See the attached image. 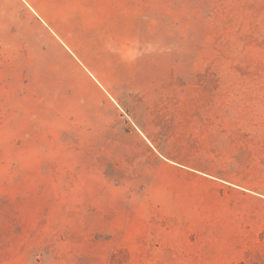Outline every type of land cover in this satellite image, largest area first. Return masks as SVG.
Here are the masks:
<instances>
[{
  "label": "rangeland",
  "instance_id": "1",
  "mask_svg": "<svg viewBox=\"0 0 264 264\" xmlns=\"http://www.w3.org/2000/svg\"><path fill=\"white\" fill-rule=\"evenodd\" d=\"M212 2L0 0V261L264 264V72Z\"/></svg>",
  "mask_w": 264,
  "mask_h": 264
},
{
  "label": "trees",
  "instance_id": "2",
  "mask_svg": "<svg viewBox=\"0 0 264 264\" xmlns=\"http://www.w3.org/2000/svg\"><path fill=\"white\" fill-rule=\"evenodd\" d=\"M234 2L238 1L213 0L211 6L203 12V33L217 46L227 49L226 52L218 50V57L239 54L249 64L250 69L262 73L264 39L259 36L261 22L256 19L264 14V0H240L238 9L231 6ZM238 15H241L244 21L238 22ZM249 47L255 48L256 54H249ZM22 245L25 247L26 243L22 242ZM35 262L40 263V260ZM0 264H8V258L1 260Z\"/></svg>",
  "mask_w": 264,
  "mask_h": 264
}]
</instances>
